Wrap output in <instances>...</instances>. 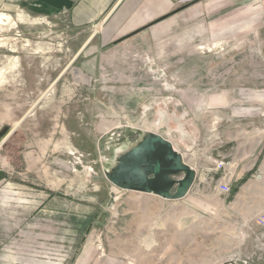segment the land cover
<instances>
[{"label":"rangeland","instance_id":"rangeland-1","mask_svg":"<svg viewBox=\"0 0 264 264\" xmlns=\"http://www.w3.org/2000/svg\"><path fill=\"white\" fill-rule=\"evenodd\" d=\"M199 7L84 49L65 16L0 12V264H264V0ZM150 133L183 195L116 182Z\"/></svg>","mask_w":264,"mask_h":264},{"label":"crops","instance_id":"crops-1","mask_svg":"<svg viewBox=\"0 0 264 264\" xmlns=\"http://www.w3.org/2000/svg\"><path fill=\"white\" fill-rule=\"evenodd\" d=\"M204 1L206 0H0V12H21L29 17L40 18L65 16L76 35L82 36L80 41H83V48L92 39L105 45L124 41L181 12L198 9ZM179 9L181 11L153 24ZM80 54L79 51L76 56Z\"/></svg>","mask_w":264,"mask_h":264},{"label":"water","instance_id":"water-1","mask_svg":"<svg viewBox=\"0 0 264 264\" xmlns=\"http://www.w3.org/2000/svg\"><path fill=\"white\" fill-rule=\"evenodd\" d=\"M17 127L0 135V145ZM182 160L171 142L150 133L132 153L120 160L114 176L123 188L169 199L174 189L176 196L186 193L195 180L194 170Z\"/></svg>","mask_w":264,"mask_h":264},{"label":"built area","instance_id":"built-area-1","mask_svg":"<svg viewBox=\"0 0 264 264\" xmlns=\"http://www.w3.org/2000/svg\"><path fill=\"white\" fill-rule=\"evenodd\" d=\"M221 168H224L223 163H219L218 169H221ZM219 191L222 194H229V192H230L229 185L227 183H224V182L220 183L219 184Z\"/></svg>","mask_w":264,"mask_h":264},{"label":"bare ground","instance_id":"bare-ground-1","mask_svg":"<svg viewBox=\"0 0 264 264\" xmlns=\"http://www.w3.org/2000/svg\"><path fill=\"white\" fill-rule=\"evenodd\" d=\"M7 17H8V16H7ZM7 17L4 16V18L1 19V21H0V25H1V26H3V25H7V24L5 23V21H6V22H9V24L12 23V21H11L9 18H7ZM224 168H225V167H224Z\"/></svg>","mask_w":264,"mask_h":264},{"label":"trees","instance_id":"trees-1","mask_svg":"<svg viewBox=\"0 0 264 264\" xmlns=\"http://www.w3.org/2000/svg\"><path fill=\"white\" fill-rule=\"evenodd\" d=\"M179 11H181V9H179V10H177V11H174V12L171 13L170 15H167L166 17H163L162 19H160V20L154 22L153 24H156V23H158V22H160V21H162V20H165V19L169 18L170 16H172L173 14H175V13H177V12H179Z\"/></svg>","mask_w":264,"mask_h":264}]
</instances>
